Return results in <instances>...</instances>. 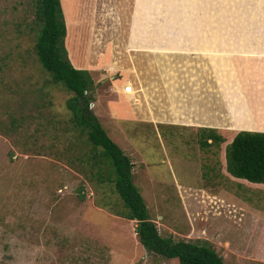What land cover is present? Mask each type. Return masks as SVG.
I'll return each instance as SVG.
<instances>
[{
	"label": "rangeland",
	"instance_id": "374dc122",
	"mask_svg": "<svg viewBox=\"0 0 264 264\" xmlns=\"http://www.w3.org/2000/svg\"><path fill=\"white\" fill-rule=\"evenodd\" d=\"M153 1L97 0L89 10L85 0H78L75 30L80 38L89 34L87 20L98 22L97 36L92 33L99 41L90 45L101 55L107 44L108 53L121 61L120 34L135 19L139 23L147 6L157 13L153 24L159 30V60L153 64L146 57L135 64L139 51H130L128 66L121 61L111 69L104 59L93 65L92 88L86 90L93 91V105L88 108L129 157L132 182L160 236L205 241L223 264H264V184L229 175L224 151L232 131L254 127L247 123L246 110L232 107L264 108L262 50L238 51L229 59L231 49L224 48L215 60V49L191 42L194 36L203 41L204 32L176 31L203 25L206 12L225 8L222 0L206 9H201L203 0ZM245 4L238 0L230 15ZM95 8L100 20L94 18ZM61 9L71 28L76 0H62ZM34 10L35 0H0V264H177L146 250L135 233L136 221L121 216L126 209L107 181L113 178L109 168L98 160L90 165L95 148L86 128H73L64 106L71 94L38 61ZM218 35L225 39V33ZM177 42L180 51L169 52ZM224 59L225 68L234 70V88L222 85ZM133 81L142 91L118 100L115 84ZM117 103L130 111L126 118L111 119L109 107ZM252 115L255 127L264 128V110ZM209 130L227 134L199 145L198 138L205 139Z\"/></svg>",
	"mask_w": 264,
	"mask_h": 264
},
{
	"label": "trees",
	"instance_id": "16d2710c",
	"mask_svg": "<svg viewBox=\"0 0 264 264\" xmlns=\"http://www.w3.org/2000/svg\"><path fill=\"white\" fill-rule=\"evenodd\" d=\"M214 1H201V9L212 6ZM237 1L222 0L220 5L224 4L225 8L221 9L214 6L212 10L206 12V16L202 17L200 21L203 24L201 25V30L212 34L211 45H201L200 42L202 40L198 36V38L194 36L195 41L191 40V42L196 44L200 49L209 51L215 49L213 46L221 45V43L224 45L223 39L218 41L216 37L218 35L215 33L216 18L219 19V26L243 21L242 15L238 13L234 14L233 12L230 15L229 12L230 8H236ZM239 1H247V4L244 5L245 8L243 7L240 11L248 10V18L251 19L260 12L262 0ZM61 7L62 0L61 5L60 0H35L34 17L39 24L35 41V52L39 63L49 73L52 81L60 83L65 90L70 92L71 95L65 100L64 106L71 113L73 123L75 124L72 123V126L75 130L78 124L86 128L85 134L87 139L95 148V150L93 149L94 153L91 156L92 162L90 165L95 166L98 164V161L102 165L105 163V166L109 168L107 172L113 175V178L111 179L110 177L107 181L113 183V187L120 197L123 207L126 209V212L121 216L136 221L135 233L139 242L148 251L166 258H174L177 264H223L221 256L205 241L190 242L182 239L174 241L169 236L163 237L158 234L155 224L148 217L144 200L138 188L132 182V163L129 157L111 139L95 114L88 108L89 102L93 100V91L87 92L86 90L92 88L93 79L86 70L74 68L70 64L64 45L66 31ZM220 11L225 12L223 21H220V13H218ZM204 19L207 21V24ZM191 26L188 29H193V33L197 34L200 26L196 24L195 26ZM166 31L168 32V30ZM179 32L190 33L189 30H184L183 28ZM173 39L179 40L177 38ZM178 43L177 45L180 46ZM171 47H175V45ZM215 60H217V56H215ZM222 62L223 69L221 75L222 77L225 76L226 79L222 85L232 88L235 84L234 79H236L235 75H233L234 70L232 66H229L230 64L228 65V70L225 68L227 66L226 59L222 60ZM78 130L81 132L80 128ZM70 131H72L70 128H65L63 132ZM214 131H207L206 137L203 140H199L198 138L199 145L207 144V139L219 140L223 134H227V132L222 131L223 134L218 135ZM230 135L229 141L224 147L226 172L235 178L264 184V132L236 130L232 131ZM220 139L222 140V138ZM98 147L99 149L97 150ZM77 157L81 162L86 163L85 160H81L79 156Z\"/></svg>",
	"mask_w": 264,
	"mask_h": 264
},
{
	"label": "crops",
	"instance_id": "0c3cea01",
	"mask_svg": "<svg viewBox=\"0 0 264 264\" xmlns=\"http://www.w3.org/2000/svg\"><path fill=\"white\" fill-rule=\"evenodd\" d=\"M86 1V5L92 9V6L94 5V7H96V1L97 0H85ZM152 3H154L153 0H151ZM140 2L143 3V0H140ZM60 5H61V0H60ZM136 6V4H135ZM78 0H76V9L73 13L72 16V21H71V28L69 27L70 24L68 25L67 20L65 19L63 10V19H64V24H65V37H64V45L67 51V56L68 59L70 61V64L77 69H84L86 70L90 76L92 77V74L94 73V70L97 69L95 68L93 65H99L102 60L104 64H110L111 69H115V67H118V63H121V61H123V64H125L126 66H128L129 59L130 57L127 56L128 52L130 51H135L136 54H142V55H147V56H142V55H135V64L137 59H140L141 63H145L147 58H150V62L151 64H153V62H156L159 60V52H160V48H159V30H158V25L157 24H153L154 22V18H155V14H157L156 12H152L151 7L147 6V10L146 12H140L141 16L139 19V23H137L138 21L134 22H130L129 26H126L124 29V33L121 36L120 34V43H118L116 49H118L119 45H121L122 47H120L121 52L119 55V58L121 59V61H118L116 58V53H108V46L107 44H104V40L102 41L104 44L103 47V52L102 55L99 54L100 50H98L95 47L90 45L91 41L93 40L94 43L97 39V31L95 30V26L98 25V22H94L93 20L90 19V21L88 22V20L85 22V28L88 29L89 34H84L82 35V37L79 38L78 36V32L77 30H75V26L77 24V17H78ZM264 8V5H261V9ZM93 10V9H92ZM264 11V9H263ZM91 12L88 11V15ZM220 13V12H218ZM238 14L242 15L244 20L239 22V23H233L231 25H226V26H219L218 22L219 19L216 18V26H215V33H225L226 36L224 37L225 39H223L222 42L226 41V48H228L226 51H228L227 56H225L226 58H230V54L233 55H237L238 51L243 52L244 54H251V53H257L259 52L258 50H262L261 55L262 57H264V20H260V17H264V12H259L258 14H256L255 17L253 18H248V14L249 11L248 10H242V11H237ZM260 13H262L261 15H259ZM94 14V18L97 16V18H99L98 20H100L103 16L101 11H99V9L97 10L95 8V11H93ZM152 14V15H151ZM136 16V14H135ZM68 19V17H66ZM220 21H223V15L220 14ZM148 22H151V24H148ZM92 23L93 28H90V25ZM220 23V22H219ZM207 24V21H206ZM191 25L187 26V27H180L178 30L176 31H181V29H185V28H189ZM199 33L204 32V37L203 39V44L206 45H211V40L213 39L212 34L208 37V39L205 37L206 31L201 30L202 26L199 25ZM228 26H232V27H228ZM95 30V36L93 35L92 31ZM120 30V29H119ZM190 31V33L194 32L193 29H187ZM171 31V30H168ZM173 31V30H172ZM184 33V32H182ZM187 33V32H186ZM100 34H102V31H100ZM214 34V32H213ZM251 35H255L254 38L251 37ZM216 37L218 38V41H220L219 39L221 38V35H216ZM256 37H257V41H256ZM190 39V37H189ZM99 41V40H98ZM225 44V43H224ZM182 46H178L175 45L174 48L168 47L167 49H173V50H168L169 52H177L180 51ZM215 47V56L219 55L220 53L222 54V50L224 49V45L221 43V45H216L213 46ZM177 49V50H176ZM98 50V51H95ZM236 50V51H235ZM119 52V50H118ZM149 54V55H148ZM154 56V59L150 56ZM143 57H146L145 61L143 59ZM249 57V56H248ZM117 60V61H116ZM144 61V62H143ZM75 64H74V63ZM107 62V63H106ZM132 64V62H131ZM86 65V67H85ZM90 65L92 66V68H90ZM130 65V64H129ZM93 79V78H92ZM137 81V79H136ZM138 83L140 84L139 80ZM139 84H136L135 81H133V88L136 91H142V89H137L136 87H140ZM115 86L117 87V92H118V100H124V98L128 97V95L124 94L122 92V85H120L119 83H116ZM188 95L191 96V93H189ZM193 96L198 95L195 92H192ZM235 107V108H234ZM246 107V108H245ZM233 110L238 111V112H246L247 111V115H248V120L247 123L248 125H253L254 127H242L238 130H248V131H264V128H260L257 129L253 123V121L250 118H253L254 115H252L254 112H260L263 109H258L256 108L254 105H246L243 108V105H241V107H239L238 105L233 106L232 107ZM232 110V111H233ZM246 110V111H245ZM231 111V110H230ZM109 113H112L114 116H112L111 119L113 118H117V117H125V115L130 114V111H128L127 109L125 110L124 107H121L120 103L117 104H113L111 105V107H109ZM154 120V119H152ZM156 123V122H155ZM204 127H212V126H207L205 125ZM216 127V126H215ZM263 127V126H262ZM104 129V128H103ZM105 130V129H104ZM107 133V132H106ZM112 139V138H111ZM114 141V140H113ZM115 142V141H114ZM116 143V142H115ZM118 145V144H117ZM119 146V145H118ZM120 147V146H119ZM121 148V147H120ZM123 151V150H122ZM124 152V151H123Z\"/></svg>",
	"mask_w": 264,
	"mask_h": 264
},
{
	"label": "built area",
	"instance_id": "2783aa9c",
	"mask_svg": "<svg viewBox=\"0 0 264 264\" xmlns=\"http://www.w3.org/2000/svg\"><path fill=\"white\" fill-rule=\"evenodd\" d=\"M122 92L128 96H133L136 91L134 90L133 86L131 83L127 82L122 85ZM135 92V93H134ZM134 93V94H133ZM93 102H89L88 106L92 107Z\"/></svg>",
	"mask_w": 264,
	"mask_h": 264
}]
</instances>
